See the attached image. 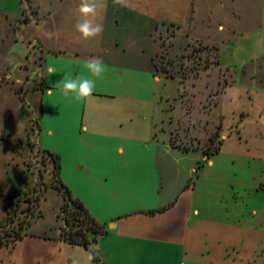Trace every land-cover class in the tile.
I'll list each match as a JSON object with an SVG mask.
<instances>
[{"label":"crops","instance_id":"crops-1","mask_svg":"<svg viewBox=\"0 0 264 264\" xmlns=\"http://www.w3.org/2000/svg\"><path fill=\"white\" fill-rule=\"evenodd\" d=\"M25 1L32 7L30 16L18 24L36 23L52 35L46 60L36 55L43 49L41 45L34 50V63L43 67L41 79L26 76V80H35L36 88L29 95L35 94L36 102L39 98L43 111L40 136L44 132V137H49L47 143L42 140V146L60 155V177L79 183V201L107 227V234L96 245L103 262H229L218 257L216 263L210 257L212 229L203 236L195 233L197 226L207 229L209 225L199 218L196 186H191L193 174L203 166L200 158L204 152L176 143V131H172L176 117L182 121L184 115L190 120L201 119L194 116L191 106L184 108L183 102L167 106L157 100L155 85L163 77L156 62L166 58L167 45L179 40L188 45L186 51L190 44L212 45L226 30L245 28L248 22L263 30L264 0L254 4L252 0L250 10L247 0H189L191 7L182 9L186 21L176 12L165 17L170 10L163 0H125L126 6L100 0L97 22L103 25V32L88 40L80 39L74 27L80 0ZM177 1L182 6L187 3ZM237 15L238 21L232 24L228 16ZM166 19L173 23L168 26ZM18 24L16 34L21 30ZM91 58L106 66L104 78L93 91L98 96L84 101L64 98L54 83L67 73L92 78L86 70L82 72L83 63ZM168 107L172 128L160 135L155 126L160 116L166 118ZM243 247L240 244L238 255Z\"/></svg>","mask_w":264,"mask_h":264},{"label":"rangeland","instance_id":"rangeland-1","mask_svg":"<svg viewBox=\"0 0 264 264\" xmlns=\"http://www.w3.org/2000/svg\"><path fill=\"white\" fill-rule=\"evenodd\" d=\"M163 1L170 10L165 17L176 12L187 20L182 9L191 7L189 0L185 6L177 0ZM247 2L250 10L252 0ZM31 8L25 0H0V264H95L85 247L64 238L68 201L56 187L44 153L51 152L42 146L49 137L44 132L40 136L33 123L42 108L39 98L36 102L35 94H29L44 73L32 58L41 45L36 55L46 60L52 35L36 23L18 24L29 19ZM228 18L232 24L238 21V15ZM17 24L21 30L16 34ZM216 38L212 45L190 44L186 51L188 45L180 40L167 45L166 58L162 55L156 62L163 77L155 83L156 96L167 106L179 101L184 108L191 106L201 119L176 117L172 130L176 143L212 150L206 161V156L200 158L203 166L191 181L199 218L209 222L207 229L197 226L195 233L203 236L213 230L210 257L216 263L219 257L229 261L226 264H264V28L248 22L245 28H231ZM27 75L35 80H26ZM97 96L92 94L89 100ZM167 109L166 118L160 116L155 126L160 135L172 128ZM61 180L78 199L79 183ZM20 235L23 238L17 240ZM240 244L244 247L238 255Z\"/></svg>","mask_w":264,"mask_h":264},{"label":"clouds","instance_id":"clouds-1","mask_svg":"<svg viewBox=\"0 0 264 264\" xmlns=\"http://www.w3.org/2000/svg\"><path fill=\"white\" fill-rule=\"evenodd\" d=\"M114 4L126 6L125 0H113ZM100 0H80L77 8V19L74 25L75 30L79 33V38L88 40L99 36L103 32V25L97 22L100 14ZM87 71L92 78H88L83 74L67 73L62 79L54 83V87L59 89L64 98L77 101H84L92 96L98 80L104 78L106 74V66L102 60L91 58L83 63L82 72ZM51 71V69H49ZM52 90H49L51 93ZM96 252L90 253L89 261L95 258Z\"/></svg>","mask_w":264,"mask_h":264},{"label":"trees","instance_id":"trees-1","mask_svg":"<svg viewBox=\"0 0 264 264\" xmlns=\"http://www.w3.org/2000/svg\"><path fill=\"white\" fill-rule=\"evenodd\" d=\"M43 115L42 109L37 117L33 118V123L35 128L40 131V121ZM222 147V141H220L215 147L214 151L219 152ZM188 150V148H185ZM50 164L52 165V170L57 181V188L61 190L65 198L68 201V204L64 206V222H65V233L64 238L67 242L75 245H80L85 247L90 253L96 252V245L100 237L107 234V227L98 223L94 217L89 213L86 207L76 198L73 197L71 191L65 187L63 184L60 171H61V158L58 154H54L49 151L44 152ZM212 154L211 149H207L204 152V156H210ZM166 208L157 211H150L149 214H156L161 211L166 210ZM20 235L17 240L22 239ZM95 264H105L98 253L93 259Z\"/></svg>","mask_w":264,"mask_h":264},{"label":"flooded vegetation","instance_id":"flooded-vegetation-1","mask_svg":"<svg viewBox=\"0 0 264 264\" xmlns=\"http://www.w3.org/2000/svg\"><path fill=\"white\" fill-rule=\"evenodd\" d=\"M27 203L29 204V201H26V202H25V204H27Z\"/></svg>","mask_w":264,"mask_h":264}]
</instances>
